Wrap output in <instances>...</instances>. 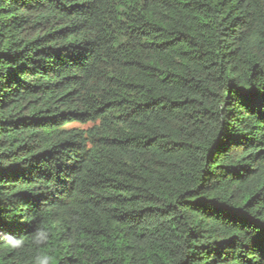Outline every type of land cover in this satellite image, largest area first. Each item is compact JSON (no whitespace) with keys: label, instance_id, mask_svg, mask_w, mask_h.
Here are the masks:
<instances>
[{"label":"trees","instance_id":"16d2710c","mask_svg":"<svg viewBox=\"0 0 264 264\" xmlns=\"http://www.w3.org/2000/svg\"><path fill=\"white\" fill-rule=\"evenodd\" d=\"M0 264H264V0H0Z\"/></svg>","mask_w":264,"mask_h":264},{"label":"rangeland","instance_id":"374dc122","mask_svg":"<svg viewBox=\"0 0 264 264\" xmlns=\"http://www.w3.org/2000/svg\"><path fill=\"white\" fill-rule=\"evenodd\" d=\"M70 126L71 127H76V128H79V129H85L87 127L86 125H80V124H71Z\"/></svg>","mask_w":264,"mask_h":264}]
</instances>
